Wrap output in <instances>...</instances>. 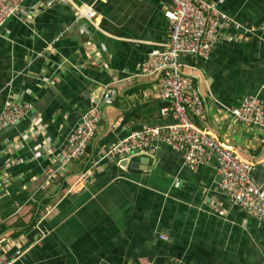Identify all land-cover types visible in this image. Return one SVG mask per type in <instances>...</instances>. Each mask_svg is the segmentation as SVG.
Instances as JSON below:
<instances>
[{
    "label": "crops",
    "instance_id": "1",
    "mask_svg": "<svg viewBox=\"0 0 264 264\" xmlns=\"http://www.w3.org/2000/svg\"><path fill=\"white\" fill-rule=\"evenodd\" d=\"M208 1L244 27L264 20V0ZM32 2L0 32V115L9 100L33 105L0 129V253L21 252L13 264H264V222L222 189L215 155L193 171L162 141L125 159L109 154L132 131L175 122L162 112L160 75L142 73L169 40L171 2ZM184 71L203 100V127L251 161L264 186V129L228 112L264 100V30L225 26ZM93 106L102 112L94 139L62 167L61 147Z\"/></svg>",
    "mask_w": 264,
    "mask_h": 264
},
{
    "label": "built area",
    "instance_id": "2",
    "mask_svg": "<svg viewBox=\"0 0 264 264\" xmlns=\"http://www.w3.org/2000/svg\"><path fill=\"white\" fill-rule=\"evenodd\" d=\"M25 0H0V32L7 21L23 8ZM172 9L166 12L170 21V37L164 48H155L142 65L145 75L159 74V86L163 99L170 105L162 109L171 113L175 122L167 125H146L125 135L109 150V154L125 159L136 151H151L156 142H164L180 152L185 164L195 171L215 155L221 187L240 209L264 222V186L253 176L254 164L242 158L233 147L216 134L206 130L207 121L203 100L192 77L185 73L183 55L208 57L219 43L222 30L227 25L237 29L264 30V20L252 27H244L212 1L169 0ZM51 4V2L49 3ZM87 14L93 13L88 10ZM188 63V61H187ZM33 105L29 102L9 100L0 115V129L21 120ZM229 114L243 126L264 129V100L249 96ZM102 118L101 109L91 107L82 117L78 127L61 147V166L65 167L84 154L95 137ZM199 121V122H198ZM92 168L84 172L88 176ZM58 172L48 171L52 180ZM82 188V187H79ZM22 253L8 258L0 253V264H13Z\"/></svg>",
    "mask_w": 264,
    "mask_h": 264
},
{
    "label": "water",
    "instance_id": "3",
    "mask_svg": "<svg viewBox=\"0 0 264 264\" xmlns=\"http://www.w3.org/2000/svg\"><path fill=\"white\" fill-rule=\"evenodd\" d=\"M33 2L31 4H35L37 2V0H32ZM180 59L184 62H186V58L183 55H180Z\"/></svg>",
    "mask_w": 264,
    "mask_h": 264
},
{
    "label": "trees",
    "instance_id": "4",
    "mask_svg": "<svg viewBox=\"0 0 264 264\" xmlns=\"http://www.w3.org/2000/svg\"><path fill=\"white\" fill-rule=\"evenodd\" d=\"M59 181H61V179H60ZM61 182H62V181H61Z\"/></svg>",
    "mask_w": 264,
    "mask_h": 264
}]
</instances>
